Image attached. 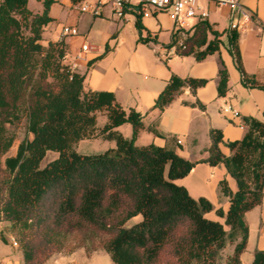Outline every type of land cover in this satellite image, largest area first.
Segmentation results:
<instances>
[{
    "label": "trees",
    "instance_id": "1",
    "mask_svg": "<svg viewBox=\"0 0 264 264\" xmlns=\"http://www.w3.org/2000/svg\"><path fill=\"white\" fill-rule=\"evenodd\" d=\"M28 1L0 0V223L16 234L24 264H45L71 239L75 249L106 252L113 264H242L249 238L245 214L264 198V123L244 119V137L226 144L229 156L220 149L221 131L210 132L209 157L201 162L224 165L236 181V192L226 180L219 184L228 211L215 209L206 198H192L176 181L198 162L172 149L137 146L143 116L125 110L111 92L85 91V76L65 64L64 42L42 43L53 21L52 1L41 14L30 11ZM136 25L142 30L139 21ZM181 32H173L167 45L175 46L179 56L201 61L219 50L220 35L207 20L184 38ZM238 40L236 31L228 32L243 85L259 87L243 69ZM219 77L218 93L224 96V66ZM207 82L172 75L154 109L163 112L185 88L195 94ZM191 106L203 107L199 102ZM99 114L107 120L102 127ZM24 118L31 137L19 144L15 156L5 157L15 140L7 127ZM125 123L132 126L131 139L116 131ZM97 138L115 147L96 155L75 150L79 141ZM48 152L57 157L43 165ZM211 212L224 224L207 218ZM4 228L0 238L7 243ZM228 248H233L230 255ZM250 264H264V250H256Z\"/></svg>",
    "mask_w": 264,
    "mask_h": 264
},
{
    "label": "crops",
    "instance_id": "2",
    "mask_svg": "<svg viewBox=\"0 0 264 264\" xmlns=\"http://www.w3.org/2000/svg\"><path fill=\"white\" fill-rule=\"evenodd\" d=\"M69 1L70 9H73L74 4ZM241 2L243 13L240 14H232L228 8L214 3H199L209 13L207 21L213 31L220 35L219 50L201 61L193 55L179 56L167 48L174 32V24L165 13L152 12L149 17H144L141 11L131 8L126 11L124 18L119 19L113 15L110 6H106L99 17L81 13L78 7L76 10L82 14L79 20L75 18L64 26L80 31L78 36L67 37L63 42L67 52L65 64L85 76L84 90L111 92L125 110H135L143 116V128L135 141L137 146L155 145L172 149L179 156L198 162L187 177L176 183L185 187L192 198H206L215 209L221 208L225 213L229 209V200L221 196L219 184L226 180L232 192H236L237 184L224 165L212 167L201 162L209 157L208 149L212 145L210 132L221 131L223 141L220 149L224 155L229 156L230 150L226 144L244 137L246 127H239L245 124L244 119L254 118L264 123V0ZM52 18L53 21L47 26L57 20ZM99 19H112L115 25L111 32H100L96 43L88 41L92 29L99 27ZM138 21L143 27L142 31L137 28ZM196 23V20L190 23L191 27ZM62 28L55 27L51 38L45 39L42 35L43 45L59 43ZM229 31L238 33L243 69L259 87L243 85L230 51ZM164 33L168 36V43H165L166 40L159 41ZM213 39L214 36L209 34L208 40ZM85 44L91 46L88 51H83ZM223 66L228 74V90L224 96H219V72ZM172 75L182 79H205L208 82L195 94L185 88L160 112L154 109V104ZM196 102L203 107L191 106ZM226 104L233 105L240 112L239 119H231L223 114L222 108ZM106 121L101 125L98 123V126L102 127ZM116 131L121 133L117 129ZM126 133L127 137H132V126ZM178 140L181 143L178 144ZM207 217L224 223V219L217 217L214 212L207 214ZM137 220L139 218L132 220V223ZM251 220L254 221V228L250 224ZM245 221L249 227V238L245 253L241 255V263L250 264L254 252L264 250V200L261 205L245 214ZM4 226V223H0V234ZM96 252L98 251L87 253L80 248L69 256L52 257L45 264H80L82 259H88ZM0 264H24L22 253L9 242L4 243L1 238Z\"/></svg>",
    "mask_w": 264,
    "mask_h": 264
},
{
    "label": "rangeland",
    "instance_id": "3",
    "mask_svg": "<svg viewBox=\"0 0 264 264\" xmlns=\"http://www.w3.org/2000/svg\"><path fill=\"white\" fill-rule=\"evenodd\" d=\"M47 1H50V0H29L28 1V8L33 13L41 14V13H43V11L45 9V3ZM51 1L52 2L50 5V15L52 17H55L57 20L54 23H52L51 25L45 27V29L43 31V36L45 39L51 38L52 32L55 29V27L62 28L64 26H66L67 24H69L70 21L74 20L75 18L79 20V17H81L82 14L79 13L76 10V8L80 7L81 5L85 4L86 2H91V0H84V1H81L77 4H74L73 9H70V1L69 0H51ZM193 22H195V20L191 21V23H193ZM98 25L100 28L98 26H95L92 29V31H91L88 39H87L88 41L96 43L100 38V32H102L103 30L111 32L113 25H115V22L112 19H99ZM77 30H78V32H80L79 29H77ZM185 30H186V32H192L191 27H188ZM144 35H146L145 32H144ZM167 40H168V36L165 33L159 39L160 42L165 41V43L169 42ZM105 121H106V117L100 115L98 118V123L101 125ZM7 128L9 130V133L14 137L15 140H14V144H13L12 148L9 150V152L6 154L5 157L15 156L19 144L23 140H25L26 138L31 137L27 132L26 119L24 118L19 123H16L14 125H9ZM116 129L121 131L124 138H126V139L132 138L130 136L127 137V135H126L127 134L126 132L129 129H131L130 124L125 123ZM112 147H115L114 142L97 138V139L79 141L76 145L75 150L77 151V153L83 154V155H96V154L103 153ZM56 157H57L56 153L48 152L46 155V158L43 161V165L46 164L47 162L51 161L52 159L56 158ZM263 200H264V198H263ZM262 203H263V201H262ZM255 208H253V209H255ZM252 210H250V211H252ZM250 222H251L250 224H252V228H254L253 227L254 221L251 220ZM131 223H132V221L129 222L128 224L130 225ZM4 232H5V235L7 237L8 242L11 244V246H13L16 250L21 252L19 243H18L17 238H16V234L13 232H10L8 226H6L4 228ZM14 242L17 243V246L14 245ZM75 243H76L75 240L71 239L68 242V247L63 252L55 253L49 259H51L52 257H65V256H69V255H72L73 253L77 252L79 249L73 248L75 246ZM71 250H72V252H71ZM232 252H233V248H228L226 250L225 254L230 255ZM80 264H113V263L111 261L110 256L106 252H104L102 250H98V252H96L93 255H91L90 257H88V259H82Z\"/></svg>",
    "mask_w": 264,
    "mask_h": 264
},
{
    "label": "built area",
    "instance_id": "4",
    "mask_svg": "<svg viewBox=\"0 0 264 264\" xmlns=\"http://www.w3.org/2000/svg\"><path fill=\"white\" fill-rule=\"evenodd\" d=\"M214 3L219 7L228 8L232 14L243 13V5L241 0H95L94 3H85L79 7L81 13H91L95 17L102 15L103 9L106 6H110L113 15L117 18H124L126 11L131 8H136L142 12L144 17H149L152 12H160L167 14L174 24V33L182 31L181 37L184 38L187 34L192 32H186V28L191 27L192 20L204 21L209 17V13L204 11L200 2ZM192 31L194 27H191ZM79 32L74 27H63L61 32V39L59 43H62L67 37L78 36ZM180 43V41H179ZM83 51H88L91 46L85 44ZM176 54L175 46L170 49ZM223 114L230 116L231 119H239L240 112L231 104H226L222 108ZM244 128L245 124L239 125ZM178 144L181 141H177ZM17 246V243L14 242Z\"/></svg>",
    "mask_w": 264,
    "mask_h": 264
}]
</instances>
